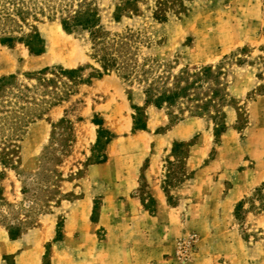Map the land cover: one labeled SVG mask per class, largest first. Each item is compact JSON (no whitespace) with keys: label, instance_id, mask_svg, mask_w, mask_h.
<instances>
[{"label":"rangeland","instance_id":"obj_1","mask_svg":"<svg viewBox=\"0 0 264 264\" xmlns=\"http://www.w3.org/2000/svg\"><path fill=\"white\" fill-rule=\"evenodd\" d=\"M32 1L23 32L36 28L46 42V52L34 56L23 44L8 47L0 43V78L17 75L25 81L26 74L48 67H100L90 56L89 32L79 29L67 34L54 9H41L48 6V0ZM97 1L103 27L111 36H130L140 62L169 63L175 73L221 65L222 82L233 98L225 109L227 131L216 137L213 117L185 116L184 120L200 122L203 134L210 136L207 151L198 155L202 167L210 169L198 174L186 170L190 147L201 136L177 143L175 152L173 145L172 157L164 158L165 189L168 193L170 187L180 185L182 192L179 198L169 195L159 215L160 224L150 227L147 239L138 226L124 241L107 240L108 232L97 228L77 233L69 246L64 239L65 213L70 203L82 197L79 181L88 165L106 155V140L112 134L105 129L110 134L103 133L99 140L95 123H103V114H117L116 105L131 106L143 90L138 82L124 81L116 73L78 87L57 78L60 85L41 96H53L54 87L65 91L71 85L74 94L30 125L21 142L20 159L7 168L0 162V234L10 226L32 233L59 214L56 228L60 225L61 235L41 246V264H50L51 257L57 264H115L128 252L135 254L134 264H264V0H165L162 14L166 20L155 14L160 0ZM117 6H125L132 14L116 22ZM133 8L138 11L134 13ZM93 74L87 68L79 76L89 80ZM54 108L62 116L60 121L54 119L51 131L42 134L43 142L35 141L34 124L50 123L48 115ZM161 112L168 116L165 109ZM132 114L139 123L149 117L146 108ZM133 159L127 154L124 160ZM190 179L194 180L191 186L183 185ZM93 202L92 220L96 222L104 202ZM146 207L156 214L153 201L148 200ZM189 241L192 246L182 248ZM15 257H5L0 264H15Z\"/></svg>","mask_w":264,"mask_h":264},{"label":"trees","instance_id":"obj_2","mask_svg":"<svg viewBox=\"0 0 264 264\" xmlns=\"http://www.w3.org/2000/svg\"><path fill=\"white\" fill-rule=\"evenodd\" d=\"M48 6L41 9L56 11L57 18L67 34H73L76 30L87 31L90 34L91 58L100 65L95 68L92 65L79 67L73 70L63 68H45L43 70L28 73L25 81H21L17 75H9L0 78V162L5 168L14 159H20L21 142L31 124L42 119L50 108L56 107L74 94L72 85L78 87L82 84H90L93 79L116 73L119 78L127 82H138L142 86L146 104L160 110L165 109L170 118V124L174 125L183 121L185 116L204 118L213 117L215 123V136H221L227 131L226 111L233 98L227 92V87L222 82V66H206L190 71L188 69L174 72V67L169 63H159L150 60L140 62L137 50L132 48L130 36H111L102 25L100 9L97 0H52L46 1ZM36 3V2H35ZM53 3V5L51 4ZM77 3V4H76ZM32 0H0V43L4 46L14 47L16 44L25 45L31 55L41 56L46 52V42L36 28L25 34L23 27L28 23L32 13ZM132 5L128 2L127 5ZM160 8L155 13L159 20H166L165 0H160ZM39 8V7H38ZM133 8V12H137ZM43 13H46L44 11ZM52 14V13H51ZM132 14L125 6H117L115 9V21L120 22L124 16ZM21 31V32H20ZM87 68H91L94 74L89 80H83L79 74ZM52 75V78H49ZM57 78H66L73 84L61 91L54 87L49 96L48 89L53 85H60ZM74 81V82H73ZM62 86H60L61 88ZM47 92L41 96V92ZM50 97V98H49ZM134 110L142 108L133 106ZM177 119H173V115ZM134 130H146L147 121L139 123L135 117ZM63 121L60 122V124ZM99 126V140L103 133H109L102 123ZM114 135L106 140L108 145ZM173 152L176 151L177 144ZM107 156L91 164L104 163ZM242 203L236 208V216ZM60 225L57 227V235H61ZM9 237L13 240L21 239L26 230L21 226L7 228Z\"/></svg>","mask_w":264,"mask_h":264},{"label":"crops","instance_id":"obj_3","mask_svg":"<svg viewBox=\"0 0 264 264\" xmlns=\"http://www.w3.org/2000/svg\"><path fill=\"white\" fill-rule=\"evenodd\" d=\"M128 99L132 102L130 97ZM133 106L146 108L149 116L146 130H134ZM56 109L48 115L50 123L34 124L35 141L43 142L41 139L51 131L52 122L58 119L60 121L62 116H58L59 112ZM104 110L105 108L101 111ZM115 111L117 112L115 115L113 113L102 115L103 128L114 135L106 146L107 159L104 163L88 165L85 176L79 181L82 197L75 203H70L69 211L65 213L64 239L69 246L75 242L77 233L87 234L89 231H96L97 228H103L108 232L107 240L124 241L130 231L138 226L147 239V234L151 232L150 227L160 224L159 215L165 211L169 195L179 198L182 192L180 190L183 187L180 185L170 187L168 193L165 189L167 161L164 158L167 155L169 159L172 157V148L176 142L186 143L201 136L198 143L190 147L186 170L189 174L209 172L210 166L202 167V159H198L199 154L207 151L210 140L209 135L203 134L204 128L200 122L183 119L171 125L166 114L146 104L144 94L137 101H133L131 106L124 103L116 105ZM127 112L130 114L127 115ZM162 128L166 130L160 132L159 129ZM96 139L97 136L95 141ZM127 154L134 159L124 160ZM193 183L194 180L190 179L183 185L191 186ZM98 199L104 204L99 212L98 221L94 222L93 201ZM148 200L155 203V215L150 214L146 207ZM58 215H52L47 225H43L42 222L41 227L32 233L25 232L21 239H11L8 231L0 234V263L4 262L5 257L16 255L15 264H41L43 259L41 246L51 243L56 238ZM123 255L124 260L115 264H134V253L128 252ZM57 263L56 259L51 257L50 264Z\"/></svg>","mask_w":264,"mask_h":264},{"label":"built area","instance_id":"obj_4","mask_svg":"<svg viewBox=\"0 0 264 264\" xmlns=\"http://www.w3.org/2000/svg\"><path fill=\"white\" fill-rule=\"evenodd\" d=\"M192 243H193L192 241H189V242H187L185 245H183L182 248H183L184 246H192ZM180 254H181V253H180Z\"/></svg>","mask_w":264,"mask_h":264}]
</instances>
